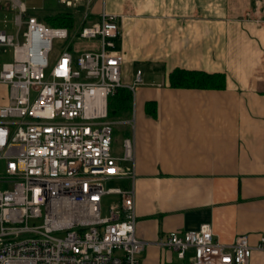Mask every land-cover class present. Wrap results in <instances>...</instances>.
<instances>
[{
	"label": "built area",
	"instance_id": "1",
	"mask_svg": "<svg viewBox=\"0 0 264 264\" xmlns=\"http://www.w3.org/2000/svg\"><path fill=\"white\" fill-rule=\"evenodd\" d=\"M55 1L84 7L81 26H50L24 0H0V11L13 15L11 29L0 21V264H140L147 243L135 232V190L105 188L134 178V141L123 137L121 155L113 152L107 109L117 88L134 93L142 81L140 70L131 84L121 77L116 43L126 14L102 10L91 22L92 0ZM69 34L98 44L75 53L65 47L50 63L53 38ZM106 196L115 199L102 215ZM259 240L237 235L225 244L205 223L158 243L181 259L193 250L190 264H249L252 251L264 249Z\"/></svg>",
	"mask_w": 264,
	"mask_h": 264
},
{
	"label": "crops",
	"instance_id": "2",
	"mask_svg": "<svg viewBox=\"0 0 264 264\" xmlns=\"http://www.w3.org/2000/svg\"><path fill=\"white\" fill-rule=\"evenodd\" d=\"M237 1L91 2L94 19L102 10L126 14L116 43L124 54L123 83L131 84L137 70L142 79L143 66L152 70L147 76L155 70L158 76L138 84L132 118L124 119L132 121V132L124 137L134 141V178L113 181L135 190V232L147 243L140 264H190L193 250L181 259L158 241L170 231L182 234L205 223L225 244L248 235L256 245L264 236V0L255 12L254 0H240L244 21H236L242 14L228 15L236 12ZM227 3L228 14L222 11ZM225 19L233 22L228 28H222ZM238 33L247 54L243 68L219 58L220 51L235 52ZM176 67L223 73L226 86L172 88L169 74ZM0 88L2 94L5 87ZM249 264H264V249H254Z\"/></svg>",
	"mask_w": 264,
	"mask_h": 264
},
{
	"label": "rangeland",
	"instance_id": "3",
	"mask_svg": "<svg viewBox=\"0 0 264 264\" xmlns=\"http://www.w3.org/2000/svg\"><path fill=\"white\" fill-rule=\"evenodd\" d=\"M3 1H6V0H3ZM259 1L260 0H254V2H253L254 5L252 6V10L254 12L258 11L260 9ZM24 2H25L26 7L29 10L34 9V11H32V13H36V14H49V13L55 11L56 9H58L61 5H62V8H64L63 4H59L58 2H55V0H24ZM234 3L235 2H233V7L236 6L235 7V9L237 8L236 12L228 14V11H230L228 3L225 4L224 6H222V11H226L228 15L242 14V16L240 18L236 19V21L237 20L238 21L247 20L246 19L247 15L243 11L244 5L241 3V1L238 0L236 4H234ZM69 8H71V11L75 15V21H76L77 27H80L81 24L83 23L82 16L84 14V7L80 6V7H69ZM250 10H251V8H250ZM212 11L214 12V10L212 8L209 9V6H207V3H206V14L209 15L210 13H212ZM127 16H131V14H127ZM12 18H13V15L10 12L0 11V21L6 20L8 22V24L6 26V27H8L7 29L12 28V23H11ZM87 20L92 22V21H96L97 19H94L93 17L89 16L87 18ZM209 21L210 20L207 19V16H206L205 23H208ZM233 21H235V20H233ZM261 21H262L261 19H258L257 24L260 25ZM231 23H233V22H229L228 19L222 20L221 21L222 28L223 27L228 28V26H230ZM3 26L4 25L1 23V27H3ZM211 26H210V29H211ZM180 37L181 36H179V38ZM170 39L171 40L178 39V37H176V36L171 37L170 36ZM236 39H237L236 42L238 44L237 45L238 50L235 48V52L232 49L230 51H220L219 52V54H220L219 58L221 61H225L226 63H233L235 61L236 65H242L241 68H243V65H244L243 63H244L245 57H247V54L243 50L244 46H245V42L243 40V36H241L239 33L237 34ZM208 41H209L208 42L209 45H211V42H213L214 39L209 38ZM97 44L98 43L95 39H79V38L74 37L70 34L67 38L55 37L52 40V51L50 52V55H49V62L52 63L54 61V59L60 54V52L65 47H68L73 53H75L76 50H87L89 48L96 47ZM234 53H235V55H234ZM9 59H10L9 57L5 58V60H9ZM239 62H241V64H239ZM141 68H142L141 70L143 71L142 79L144 82H148L149 78H150L149 80H154V81H156L158 79V76L155 73V72H157L156 70L153 71L152 75L147 76V70H151V69H148L147 67H144V66ZM176 68H178V67H176ZM48 72H49V68L46 69L44 72L45 78L48 76ZM133 76L134 75L132 74L130 78L133 79ZM124 80H125V78L122 75V81H124ZM142 85L143 84H139V86H142ZM0 87H1V85H0ZM1 103H3V102L1 101V92H0V104ZM131 118H132V116H131ZM131 118H130V120H131ZM112 121L115 123L114 124V131H113V143H112L113 152H115L117 155H121V153H122V150H121L122 139L124 136L131 134V132H132V121H131V123H128V124L126 122H124V119H121V120L117 119V120H112ZM121 164H122V166H128L129 165L128 162H121ZM119 185H121V184L116 183V182H108L105 184V188L116 187ZM113 199H115V196H106L103 198L102 203H101L102 215H106L107 209H108V204ZM41 223H42V219L36 220V224H41ZM64 233L65 232H55L54 234L56 236H63Z\"/></svg>",
	"mask_w": 264,
	"mask_h": 264
},
{
	"label": "trees",
	"instance_id": "4",
	"mask_svg": "<svg viewBox=\"0 0 264 264\" xmlns=\"http://www.w3.org/2000/svg\"><path fill=\"white\" fill-rule=\"evenodd\" d=\"M56 2V1H55ZM38 20L54 27H66L70 32L77 28L75 15L71 8L62 5L49 14H36ZM226 76L223 73L173 69L169 74V85L172 88L224 89ZM264 95V93H263ZM133 92L128 87H119L108 97L107 109L110 120L128 119L131 116ZM149 107V104H146Z\"/></svg>",
	"mask_w": 264,
	"mask_h": 264
}]
</instances>
